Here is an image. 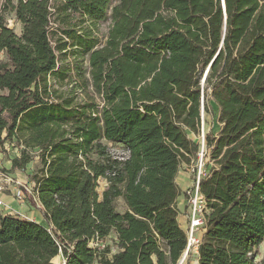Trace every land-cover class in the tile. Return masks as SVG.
<instances>
[{
  "label": "trees",
  "instance_id": "1",
  "mask_svg": "<svg viewBox=\"0 0 264 264\" xmlns=\"http://www.w3.org/2000/svg\"><path fill=\"white\" fill-rule=\"evenodd\" d=\"M7 1L21 33L0 21V143L14 167L37 150L27 199L47 225L0 212V264H177L176 177L208 99L198 264H264V0Z\"/></svg>",
  "mask_w": 264,
  "mask_h": 264
},
{
  "label": "rangeland",
  "instance_id": "2",
  "mask_svg": "<svg viewBox=\"0 0 264 264\" xmlns=\"http://www.w3.org/2000/svg\"><path fill=\"white\" fill-rule=\"evenodd\" d=\"M116 1V0H114ZM53 20V16L51 17ZM0 21H3L8 27L13 29V31L16 34L21 33V24L18 20L15 19L13 12L8 8V1L7 0H0ZM110 25V21L106 20L97 25V33L99 39L103 42L104 36L108 30V27ZM55 25L52 24V29H54ZM51 31L50 37L53 39L55 36V33ZM58 35V34H57ZM82 60V66L86 69V75H87V68L88 63L86 61V57H78L77 55H73V52L68 53L67 62L72 64L75 60ZM56 86L60 89V91H65L68 89L69 86L64 85V82L62 84H59L60 81H56ZM76 97L78 99L82 98V95L77 90ZM96 102H100V99L96 97ZM208 105V111L206 113H203V130L205 135H216L220 124L218 122V107L214 103L213 100L208 99L207 101ZM4 134H2V137ZM190 138H193L192 134L189 135ZM112 153L116 155H123V150L120 146L112 147L111 148ZM37 153V150H33L30 152V155H32V160L24 166V168L21 167H14L12 162L15 157L19 155V150H16L14 147H11L8 142L0 143V198L4 202L6 206H4V209L0 208L1 213L11 214L19 216L23 219H37L39 218V215L37 214V209L28 201L27 195H30V193H25V197L22 200L16 199L15 193L17 190H22V184L26 185L29 183V173L33 172L34 170L39 168V162L38 159L35 157ZM206 165L208 167L213 166V162H210L209 159L206 162ZM183 170L188 172L191 176V180H193V173L190 172L189 167L184 164ZM20 183V184H18ZM104 181L101 182L100 187L98 188L99 192L102 191V188L104 187ZM186 190H184L183 194L186 199ZM117 210H122L124 208L121 201H117L116 203ZM47 225V224H46ZM101 244H107L111 246L112 252L116 251V247L112 244V238L108 237L101 241ZM258 255L256 257V261L264 260V239L262 243L257 248ZM192 251L188 253L186 258L182 261V264H192V261L194 260V256H192ZM54 263L56 264H62L63 259L61 256H57L54 259Z\"/></svg>",
  "mask_w": 264,
  "mask_h": 264
},
{
  "label": "built area",
  "instance_id": "3",
  "mask_svg": "<svg viewBox=\"0 0 264 264\" xmlns=\"http://www.w3.org/2000/svg\"><path fill=\"white\" fill-rule=\"evenodd\" d=\"M202 117L203 113L201 114L199 132L197 134H192V136L194 137L191 138L198 144V149L195 157L191 160L190 164H187L190 172L193 173L192 184L186 190V203L188 213L187 221L183 229L186 234L187 243L186 248L183 251L177 264H182V261L186 258L190 251L194 252L195 254L198 252V245L200 244L203 233L205 231L206 213L208 210L206 199L200 191V182L202 179L206 178L209 175L210 167L206 165V162L208 159L210 162H212V160L210 158V149L206 144V135L203 130ZM10 146L14 147L12 144H10ZM14 148L18 150L17 147ZM101 182L102 181H100V185ZM103 185L105 187L106 183L104 182ZM21 186L23 189H19L15 193L16 199L22 200L25 197V193H30L31 195H33L34 184L31 181H29L28 184H22ZM4 206L6 205L0 198V208L4 209ZM91 245H94V243L91 242ZM62 264H65V262L63 261Z\"/></svg>",
  "mask_w": 264,
  "mask_h": 264
},
{
  "label": "crops",
  "instance_id": "4",
  "mask_svg": "<svg viewBox=\"0 0 264 264\" xmlns=\"http://www.w3.org/2000/svg\"><path fill=\"white\" fill-rule=\"evenodd\" d=\"M183 166L184 164L180 167L176 177V183L180 191V194L178 195L176 200L177 209H178L177 221L182 228H184V225L187 221V213H188L187 203L183 192L186 188H188L192 184L191 176L188 172L182 169ZM37 214L39 215V218L30 219V220H34L42 225H46L47 224L46 221L42 218L38 210H37ZM192 256H194V260L192 261V264H198V252L196 254L192 253Z\"/></svg>",
  "mask_w": 264,
  "mask_h": 264
},
{
  "label": "water",
  "instance_id": "5",
  "mask_svg": "<svg viewBox=\"0 0 264 264\" xmlns=\"http://www.w3.org/2000/svg\"><path fill=\"white\" fill-rule=\"evenodd\" d=\"M205 76H206V73H205V75H204L203 81H204V79H205Z\"/></svg>",
  "mask_w": 264,
  "mask_h": 264
}]
</instances>
